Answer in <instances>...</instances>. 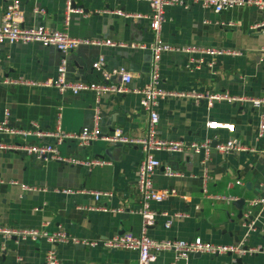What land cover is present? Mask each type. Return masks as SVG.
<instances>
[{"label":"crops","instance_id":"1","mask_svg":"<svg viewBox=\"0 0 264 264\" xmlns=\"http://www.w3.org/2000/svg\"><path fill=\"white\" fill-rule=\"evenodd\" d=\"M11 1L0 0V18ZM16 1L23 11L25 26L66 30L78 38L149 42L154 36L146 17L150 9L144 1L71 0L75 11L67 18V0ZM117 9L143 17L125 18L113 12ZM165 13L166 20L160 28L163 41L175 46L219 48L225 53L215 57L199 52L164 53L159 86L166 91L193 89L243 99H221L211 106L206 100L196 102L192 97L157 99V136L186 145L207 139L210 148L205 163L191 150L155 153L160 166L151 176L154 187H172L175 192L160 202H150V208L159 214L146 233L155 239L199 236L215 244L241 245L245 251L193 255L177 261L171 252H162L151 264H264L263 231H248L240 223L249 201L264 194V102L255 104L250 100H264V27L251 28L264 23V9L250 5L214 13L199 5H173ZM98 55L105 57L108 67H122L131 73L128 92L73 94L44 84L55 77L62 56L66 60L67 81L99 82V75L91 69ZM190 59L202 62L191 65ZM150 73L151 56L147 50L79 44L63 55L53 46L36 42L0 44V120L7 110L10 120L21 127L34 122L41 129H52L58 122L63 131L74 134L82 128L92 129L97 120L100 130V137L85 146L73 139L56 144L54 139L35 136L0 135V140L7 144L55 143L62 157L108 162L77 166L50 158L34 159L17 151H0L1 226L43 228L49 232L62 228L71 237L97 242L95 246L58 244L60 264H136V252L106 249L102 243L127 231L140 234L141 217L132 211L141 203L135 172L144 154L138 146L112 143L105 136L115 129L130 138L146 136L148 113L132 90L145 85ZM19 77L30 84L3 82ZM209 120L230 123L233 129H210L205 125ZM260 128L262 134L258 136ZM230 138L237 139L246 149L219 152L216 146ZM166 168L176 173L167 175ZM60 189L76 192L56 191ZM90 190L107 191L111 196L94 200L86 193ZM161 211L185 216L172 219L166 228ZM260 213L264 209L255 208L252 215ZM1 247L0 264H44L50 245L43 239L18 242L15 237L6 241L0 237Z\"/></svg>","mask_w":264,"mask_h":264},{"label":"built area","instance_id":"2","mask_svg":"<svg viewBox=\"0 0 264 264\" xmlns=\"http://www.w3.org/2000/svg\"><path fill=\"white\" fill-rule=\"evenodd\" d=\"M139 2H146L150 13L146 16L149 21V27L154 36L149 42H134L115 40L106 37L95 38H78L71 36L66 30L48 29L43 25L25 26L23 24V11L20 9L18 2L13 0L6 4L0 18V44H13V43H40L42 46H53L57 48L63 55L73 50L79 44L93 45L97 47H116L137 49L143 51H150L151 56V73L150 80L140 87L139 89L132 90L139 95V104L142 109L148 113L149 126L146 136L130 138L125 136L120 129H115L111 134L105 136L109 142L132 144L138 146L144 154L143 159L140 161L136 169V183L137 189L141 195V203L139 208L132 212L137 213L141 217L142 228L139 235H134L131 232H124L120 235H115L103 241L102 245L106 249H126L136 252V264H151L155 257L162 252H171L174 254L175 261L179 259H188L189 257L199 253L216 256L227 252L241 254L245 250L241 245H222L215 244L203 240L201 237L196 236L192 239H179V238H165L155 239L147 235L146 228L152 225L159 214L156 210L151 209L149 204L151 201L160 202L175 192L172 187H165L156 189L152 183V173L154 169L160 166L159 159L155 155L156 152H164L167 154H177L185 150H191L202 158V163L208 159L210 142L205 139L204 141L191 142L185 144L178 140L163 139L156 134V124L159 117L158 112L155 110L157 99H164L166 97H192L196 102L206 100L208 106H211L214 101L226 99L229 101L242 100L241 97H231L227 94L210 93L209 91L196 92L191 89L189 91H166L160 85V61L162 55L167 52L182 51L185 53L199 52L205 55L215 57L225 53L223 49L219 48H204L199 49L195 46H175L171 43L165 42L160 37V28L162 23L166 20L165 9L173 5L187 7L189 5H199L203 8L211 9L214 13H221L233 7H245L254 5L257 9H264V0H137ZM75 11L71 7V0H67V17L70 13ZM78 12L80 10H77ZM115 14L125 18L143 17L141 14H132L121 11L120 9L113 11ZM264 27V23L252 26L253 30ZM264 51V48L262 49ZM201 59H190V64H200ZM65 57L62 56L60 63L56 69L54 78H50L44 84L52 85L59 92L70 91L73 94L80 92L93 91L96 95L104 92L113 93H126L128 92L127 84L131 80V73L122 67H108L103 55H98L97 58L91 63V69L96 72L99 77V82L94 81H67L65 79ZM199 65H195V68ZM4 83L29 85L30 82L19 77L16 79H4ZM33 84V83H32ZM255 104L264 102L261 99H250ZM98 119V118H97ZM206 127L210 129H226L232 131L233 125L230 123H221L215 120H209L205 123ZM262 134V129L258 130V136ZM0 135H20L22 137L35 136L36 138L54 139L56 144H60L68 139L77 141L80 145L85 146L100 137V130L96 123L92 129L82 128L77 133H67L63 131L57 122L52 129H41L36 123L31 122L27 126H18L10 120L9 111L3 112V117L0 120ZM55 143L37 142V143H10L7 144L0 140V151H17L28 157L34 159H54L60 163H71L77 166H95L107 164L108 162L99 159L91 158L83 160L72 157H62L58 154ZM219 152L241 151L246 148L234 138H230L225 142H221L216 146ZM167 175H173L176 172L166 168ZM3 181L0 179V183ZM15 184V181H10ZM23 189L29 188L21 185ZM59 193L69 194L76 191L69 189L56 190ZM87 194L98 200L100 197H110L111 194L107 191H86ZM264 209V194L253 198L249 201V207L241 215L240 223L249 230L259 228L264 233V213L259 215H252L254 209ZM96 209V208H92ZM101 210H106L103 207ZM160 215L165 218L164 227H169L172 219L183 217V213H167L161 211ZM0 237L4 241L16 238V241H37L43 239L48 242L50 247L45 253L44 264H60L56 246L58 244H87L95 246L96 241H83L75 237L69 236L62 228L56 231L49 232L43 228H14L5 227L0 225ZM1 247L0 249H2ZM250 249L249 251L258 250Z\"/></svg>","mask_w":264,"mask_h":264},{"label":"water","instance_id":"3","mask_svg":"<svg viewBox=\"0 0 264 264\" xmlns=\"http://www.w3.org/2000/svg\"><path fill=\"white\" fill-rule=\"evenodd\" d=\"M147 52H150V51H148V50H147ZM195 256H200V254H199V253H197V254H195Z\"/></svg>","mask_w":264,"mask_h":264}]
</instances>
